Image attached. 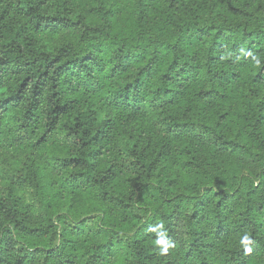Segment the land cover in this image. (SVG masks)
<instances>
[{"label": "trees", "instance_id": "trees-1", "mask_svg": "<svg viewBox=\"0 0 264 264\" xmlns=\"http://www.w3.org/2000/svg\"><path fill=\"white\" fill-rule=\"evenodd\" d=\"M0 264H264V0H0Z\"/></svg>", "mask_w": 264, "mask_h": 264}, {"label": "rangeland", "instance_id": "rangeland-1", "mask_svg": "<svg viewBox=\"0 0 264 264\" xmlns=\"http://www.w3.org/2000/svg\"><path fill=\"white\" fill-rule=\"evenodd\" d=\"M24 162L25 160L20 157L0 164V189H6L8 187V181L15 177Z\"/></svg>", "mask_w": 264, "mask_h": 264}]
</instances>
